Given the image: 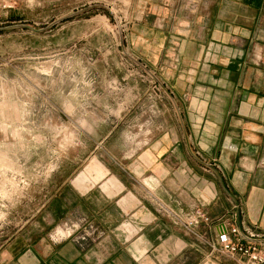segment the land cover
Wrapping results in <instances>:
<instances>
[{"label":"crops","instance_id":"0c3cea01","mask_svg":"<svg viewBox=\"0 0 264 264\" xmlns=\"http://www.w3.org/2000/svg\"><path fill=\"white\" fill-rule=\"evenodd\" d=\"M146 12L161 30L137 49L160 100L96 104L129 117L87 116L41 227L1 242L0 264H251L215 249L221 224L264 244V0H150ZM143 107L152 115L133 118ZM165 208L209 221L188 229ZM65 221L79 227L59 238Z\"/></svg>","mask_w":264,"mask_h":264},{"label":"rangeland","instance_id":"374dc122","mask_svg":"<svg viewBox=\"0 0 264 264\" xmlns=\"http://www.w3.org/2000/svg\"><path fill=\"white\" fill-rule=\"evenodd\" d=\"M147 1L0 0V243L41 227L51 175L65 154L82 150L87 116L129 117L97 103L160 100L161 80L137 49L147 28L161 30Z\"/></svg>","mask_w":264,"mask_h":264},{"label":"built area","instance_id":"2783aa9c","mask_svg":"<svg viewBox=\"0 0 264 264\" xmlns=\"http://www.w3.org/2000/svg\"><path fill=\"white\" fill-rule=\"evenodd\" d=\"M165 210L177 222L183 224L188 229L194 228L201 221H209V217L201 209H197L193 214L187 216L168 208H165ZM78 227L76 223L65 221L60 229H65L63 236H72ZM56 234L59 235V230L56 231ZM243 235L244 233L239 225H233L231 228H228L226 224H221L219 227L218 244L215 246V249L224 256L242 255L251 264H264V244L252 241L243 242L241 239Z\"/></svg>","mask_w":264,"mask_h":264},{"label":"water","instance_id":"95a60500","mask_svg":"<svg viewBox=\"0 0 264 264\" xmlns=\"http://www.w3.org/2000/svg\"><path fill=\"white\" fill-rule=\"evenodd\" d=\"M75 14H71V15H68V16H66V17H63V18H61V19H59V20H56L55 22H53L49 27H51V26H54V25H56V24H58V23H60V22H62V21H64V20H66V19H69V18H71V17H73ZM21 26H25V27H30L29 25H21ZM45 29V28H44ZM44 29H41V30H44ZM38 31H40V30H38ZM140 64H142L141 62H139ZM143 65V64H142ZM144 67L146 68V66L144 65ZM147 70L149 71V72H152L151 70H149L148 68H147ZM153 74V73H152ZM154 75V74H153ZM155 76V75H154ZM155 78H157L156 76H155ZM158 79V78H157ZM159 81V80H158ZM159 83L161 84V82L159 81Z\"/></svg>","mask_w":264,"mask_h":264},{"label":"bare ground","instance_id":"6f19581e","mask_svg":"<svg viewBox=\"0 0 264 264\" xmlns=\"http://www.w3.org/2000/svg\"><path fill=\"white\" fill-rule=\"evenodd\" d=\"M59 232H60V233H64V230L61 229V230H59Z\"/></svg>","mask_w":264,"mask_h":264}]
</instances>
